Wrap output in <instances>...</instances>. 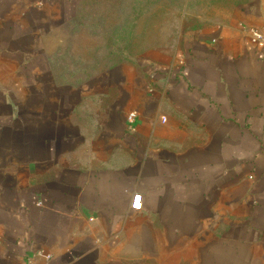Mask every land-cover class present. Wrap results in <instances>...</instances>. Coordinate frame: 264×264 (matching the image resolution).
Listing matches in <instances>:
<instances>
[{"label":"crops","instance_id":"obj_1","mask_svg":"<svg viewBox=\"0 0 264 264\" xmlns=\"http://www.w3.org/2000/svg\"><path fill=\"white\" fill-rule=\"evenodd\" d=\"M81 3L0 0V264H264V0L85 78Z\"/></svg>","mask_w":264,"mask_h":264},{"label":"rangeland","instance_id":"obj_2","mask_svg":"<svg viewBox=\"0 0 264 264\" xmlns=\"http://www.w3.org/2000/svg\"><path fill=\"white\" fill-rule=\"evenodd\" d=\"M239 1L82 0L65 60L54 64L85 78L151 52L176 56L192 30L217 25Z\"/></svg>","mask_w":264,"mask_h":264},{"label":"built area","instance_id":"obj_3","mask_svg":"<svg viewBox=\"0 0 264 264\" xmlns=\"http://www.w3.org/2000/svg\"><path fill=\"white\" fill-rule=\"evenodd\" d=\"M246 33H247V37H248L249 41L253 45L261 48L264 51V31H262L261 29L256 28V27H247ZM135 118H136L135 114H130L128 117V121L130 123H133ZM140 200H141L140 196L137 195L134 199L133 209L140 210V208H141Z\"/></svg>","mask_w":264,"mask_h":264}]
</instances>
